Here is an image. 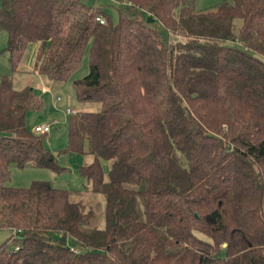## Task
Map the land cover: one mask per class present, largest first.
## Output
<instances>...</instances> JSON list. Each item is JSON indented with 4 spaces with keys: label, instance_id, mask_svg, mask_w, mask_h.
I'll list each match as a JSON object with an SVG mask.
<instances>
[{
    "label": "trees",
    "instance_id": "16d2710c",
    "mask_svg": "<svg viewBox=\"0 0 264 264\" xmlns=\"http://www.w3.org/2000/svg\"><path fill=\"white\" fill-rule=\"evenodd\" d=\"M114 1L111 24L79 0H0L12 74L27 48L50 83L87 58L67 150L104 198L96 228L66 190L7 186L10 167L59 168L25 127L40 99L1 76L0 264H264V0Z\"/></svg>",
    "mask_w": 264,
    "mask_h": 264
},
{
    "label": "rangeland",
    "instance_id": "374dc122",
    "mask_svg": "<svg viewBox=\"0 0 264 264\" xmlns=\"http://www.w3.org/2000/svg\"><path fill=\"white\" fill-rule=\"evenodd\" d=\"M84 5L93 9L101 10L102 14L111 24L118 20L117 4L114 0H79ZM194 11H206L214 8L225 0H187ZM143 19V14H139ZM154 27L166 39L167 35L163 28L154 23ZM6 44V35L0 32V52ZM31 50V49H30ZM87 58L83 57L80 67L72 76L63 83H50L44 77L27 76L25 83H32V91L41 101V110L29 112L25 117V127L33 133L35 127L48 126L49 132L43 135V147L53 156L58 172L45 169H36L26 166L23 169L10 167L7 186L14 188H27L31 182L48 183L54 188L66 190L72 201L80 202L86 211H90L93 217V227L100 228L103 225L102 210L104 198L100 194L92 193L89 184L80 177L78 168L88 164L90 157L72 153L67 150V124L71 116L88 111L92 105L80 103L72 89V81L87 76ZM25 75L19 73L17 76ZM11 76L6 55L0 53V77ZM16 78V76H14ZM13 77V84L19 86L18 78ZM32 79V80H31ZM31 81V82H30ZM70 111V115H67ZM101 170L104 181L107 180L109 164L101 163ZM12 235L10 230H0V244L4 243ZM13 243L7 242V250L12 249ZM221 254V253H220Z\"/></svg>",
    "mask_w": 264,
    "mask_h": 264
},
{
    "label": "crops",
    "instance_id": "0c3cea01",
    "mask_svg": "<svg viewBox=\"0 0 264 264\" xmlns=\"http://www.w3.org/2000/svg\"><path fill=\"white\" fill-rule=\"evenodd\" d=\"M31 48H27L23 54L22 60L18 66V70L16 73L12 74L11 73V78H12V86L14 89L19 90L23 87L32 86V83H25L24 80L27 76H32V77H39L38 75L31 73L32 68H33V63H34V50ZM19 73H24L25 75H20L17 76V74ZM16 76V78H18V81H20L21 83L19 84V86H16L13 84V77ZM25 76V78H24ZM15 78V77H14ZM15 78V79H16ZM32 80V79H31ZM31 82V81H30ZM32 88V87H31ZM71 113V112H70ZM70 115V114H67Z\"/></svg>",
    "mask_w": 264,
    "mask_h": 264
},
{
    "label": "built area",
    "instance_id": "2783aa9c",
    "mask_svg": "<svg viewBox=\"0 0 264 264\" xmlns=\"http://www.w3.org/2000/svg\"><path fill=\"white\" fill-rule=\"evenodd\" d=\"M95 22H97L100 25H103L105 23V20H104V18H102L100 16H96L95 17ZM66 114H70V111H67ZM48 132H49L48 126H45V127H35L33 129V133L34 134H46Z\"/></svg>",
    "mask_w": 264,
    "mask_h": 264
},
{
    "label": "water",
    "instance_id": "95a60500",
    "mask_svg": "<svg viewBox=\"0 0 264 264\" xmlns=\"http://www.w3.org/2000/svg\"><path fill=\"white\" fill-rule=\"evenodd\" d=\"M224 246V245H223Z\"/></svg>",
    "mask_w": 264,
    "mask_h": 264
}]
</instances>
